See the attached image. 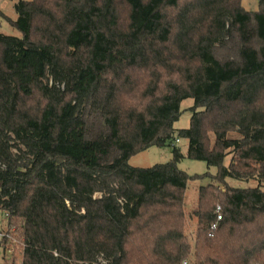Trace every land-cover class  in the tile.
Listing matches in <instances>:
<instances>
[{"label": "trees", "instance_id": "16d2710c", "mask_svg": "<svg viewBox=\"0 0 264 264\" xmlns=\"http://www.w3.org/2000/svg\"><path fill=\"white\" fill-rule=\"evenodd\" d=\"M258 6L15 5L18 19H7L22 37L0 34V208L23 239L22 264H264V190L227 183L264 181ZM187 99L190 128L177 130ZM177 137L189 142L186 156ZM153 147L173 148V159L130 165ZM184 158L217 169L199 191L194 246L185 194L198 175L179 168Z\"/></svg>", "mask_w": 264, "mask_h": 264}, {"label": "rangeland", "instance_id": "374dc122", "mask_svg": "<svg viewBox=\"0 0 264 264\" xmlns=\"http://www.w3.org/2000/svg\"><path fill=\"white\" fill-rule=\"evenodd\" d=\"M22 0H0V34L6 36L22 37V34L8 22L7 17L17 20L18 16L15 12V5ZM32 1V0H24ZM243 7L250 12L259 9L258 0H242ZM7 16V17H6ZM194 106L193 99H187L182 102V114L179 120L175 123L177 130L190 128L191 118L193 115L192 107ZM233 138H240L238 134H229ZM174 145L181 150V153L186 156L189 148V142L185 139L176 138ZM173 159V148H156L153 147L145 152L138 154L130 160V165L138 168H152L158 164H166ZM230 159L227 158L225 165L228 166ZM179 168L191 176L198 175L196 180L189 183L185 194V213L187 216V234L191 238V244L194 246V234L197 228V218L195 216L198 207L199 191L201 187L207 186L210 183H216L214 177L217 173L216 168H209L205 162L194 161L184 158L179 163ZM227 183L237 189L262 188L264 190V181L260 182L257 179L248 181H240L228 179ZM8 226H4L7 229ZM22 245L17 244L16 249H21ZM20 254V252H19ZM4 253L0 247V263L3 262ZM23 255L13 260V264H22ZM190 264V261L188 262ZM106 264V263H105Z\"/></svg>", "mask_w": 264, "mask_h": 264}, {"label": "built area", "instance_id": "2783aa9c", "mask_svg": "<svg viewBox=\"0 0 264 264\" xmlns=\"http://www.w3.org/2000/svg\"><path fill=\"white\" fill-rule=\"evenodd\" d=\"M221 211H222L221 207H218L217 208V215H218L217 221L215 224H213L211 228L212 230H215L217 228L218 223L222 220ZM10 219H11V215L9 211L0 208V247L1 249H3V245H5L4 242L8 244V246L6 247L7 259L13 257L15 253L17 254V257H21V255H23L24 253L23 239L18 240L19 235L14 234L16 231V228H13L11 230L9 229ZM4 226H8V228L4 229ZM17 244H21L22 248L19 250L16 249ZM4 258H5V253H4ZM0 264H4V259H3V262Z\"/></svg>", "mask_w": 264, "mask_h": 264}, {"label": "crops", "instance_id": "0c3cea01", "mask_svg": "<svg viewBox=\"0 0 264 264\" xmlns=\"http://www.w3.org/2000/svg\"><path fill=\"white\" fill-rule=\"evenodd\" d=\"M7 17V16H6ZM11 20H13L12 18H10ZM15 21V20H14Z\"/></svg>", "mask_w": 264, "mask_h": 264}]
</instances>
